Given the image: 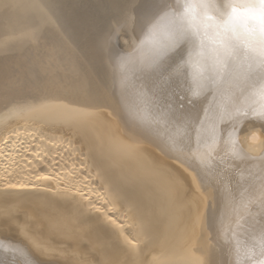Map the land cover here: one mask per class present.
<instances>
[{"label": "bare ground", "instance_id": "bare-ground-1", "mask_svg": "<svg viewBox=\"0 0 264 264\" xmlns=\"http://www.w3.org/2000/svg\"><path fill=\"white\" fill-rule=\"evenodd\" d=\"M249 4L0 0V264H264V73L209 43Z\"/></svg>", "mask_w": 264, "mask_h": 264}, {"label": "snow or ice", "instance_id": "snow-or-ice-1", "mask_svg": "<svg viewBox=\"0 0 264 264\" xmlns=\"http://www.w3.org/2000/svg\"><path fill=\"white\" fill-rule=\"evenodd\" d=\"M208 3L202 5H188L185 9V19L187 29L180 32V38L197 37L204 30V38H207V26L198 23L196 7H209ZM245 15V19H252L259 24V30L255 27H247L240 32L237 29L236 21L241 16ZM211 19V17H209ZM212 49L215 50L213 56V67L217 73L225 71L229 64L242 51L245 55L255 58L258 61L259 69L264 73V0H258V7L254 4H249L246 7L240 8L237 6L231 7L230 13L225 19L220 20L215 25L214 38L209 41ZM160 55H164L161 51ZM212 77L209 76L208 80ZM264 79V76H262ZM207 82V81H206ZM264 88V84L261 85Z\"/></svg>", "mask_w": 264, "mask_h": 264}, {"label": "rangeland", "instance_id": "rangeland-1", "mask_svg": "<svg viewBox=\"0 0 264 264\" xmlns=\"http://www.w3.org/2000/svg\"><path fill=\"white\" fill-rule=\"evenodd\" d=\"M170 10H172V9L170 8ZM242 137H244V136H242ZM242 137H241V138H242ZM254 148H255V147H254Z\"/></svg>", "mask_w": 264, "mask_h": 264}]
</instances>
